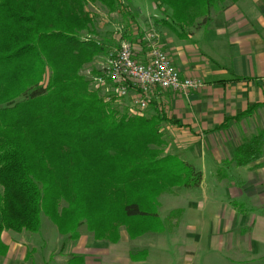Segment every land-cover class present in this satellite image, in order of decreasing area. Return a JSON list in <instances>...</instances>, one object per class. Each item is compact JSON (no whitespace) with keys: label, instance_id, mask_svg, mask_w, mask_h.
I'll list each match as a JSON object with an SVG mask.
<instances>
[{"label":"trees","instance_id":"1","mask_svg":"<svg viewBox=\"0 0 264 264\" xmlns=\"http://www.w3.org/2000/svg\"><path fill=\"white\" fill-rule=\"evenodd\" d=\"M157 1L184 27L206 23L214 9L239 0ZM122 2L0 0L2 255L8 250L4 231L38 233L43 215L68 241L79 240L84 226L95 238L112 241L122 227L131 237L162 232L159 197L203 181L194 164L164 153L162 124L178 123L158 103L152 102L151 116L121 114L89 90L82 70L108 48L92 38L87 6L100 3L116 12ZM263 155L264 130L237 147L232 163L246 166ZM139 254L146 251L132 259ZM70 264L84 259L74 256Z\"/></svg>","mask_w":264,"mask_h":264},{"label":"rangeland","instance_id":"2","mask_svg":"<svg viewBox=\"0 0 264 264\" xmlns=\"http://www.w3.org/2000/svg\"><path fill=\"white\" fill-rule=\"evenodd\" d=\"M155 6L162 8L157 0H123L121 9L110 12L100 3H90L87 10L93 19L94 34L91 36L104 43L108 50L120 48L126 39L133 46L132 41L136 42L144 34L143 31L151 32L149 27L155 21L146 12L144 16L143 11L145 8L155 10ZM106 60L107 54L99 55L82 70L89 90L112 102L121 114L153 115L152 105L143 113L136 114V108L133 109L134 93L127 97H106L115 94L113 87L103 85L99 88L94 82L95 75ZM262 116H255L253 120ZM168 126V123L162 124L166 140L164 153L186 157L181 149L184 144L180 142L182 135L172 133ZM260 127H264V119L256 123L248 122L246 128L250 132L246 136ZM236 133L244 136L241 131L236 130ZM220 158L222 160L226 155H220ZM262 160L261 165L240 169L234 165H227L226 169V163L218 166L217 160L213 164L200 165L203 181L199 187L174 188L159 197V215L165 226L162 232L131 237L127 228L122 227L119 239L112 241L95 238L84 226L79 240L68 241L49 217L43 215L38 233L25 232L37 245L39 254L29 252V260H39L42 264L51 255L52 261L58 264L57 261L64 260V252L72 253L80 247L89 251L99 250L97 259L101 264H264V171H260L259 167L264 166V157ZM229 167L233 169L228 170ZM253 220L259 222L262 231L256 230L258 223L254 224ZM52 231L56 232L53 234ZM63 243L68 247L62 249ZM143 251L146 255L139 254L140 260L132 259V254Z\"/></svg>","mask_w":264,"mask_h":264},{"label":"crops","instance_id":"3","mask_svg":"<svg viewBox=\"0 0 264 264\" xmlns=\"http://www.w3.org/2000/svg\"><path fill=\"white\" fill-rule=\"evenodd\" d=\"M145 12L155 23L148 26L151 32L143 31L136 42L132 41L136 58L148 61L156 45L168 54L183 77L199 78L204 82L202 88L189 94L158 88L152 99L169 119L178 123H168V128L182 135L181 149L186 156L183 158L196 167L213 164L214 160L218 161V166L226 163V169L227 165L237 169L261 165L264 155L246 166H237L232 159L240 144L264 130L260 127L246 136L250 132L246 128L248 122L264 119V0L228 3L216 8L210 21L203 23L200 19L195 25L184 27L174 23L170 11L165 8H145L144 16ZM150 105L153 107L152 103ZM252 106L256 107L249 115L219 128L226 119ZM255 116L262 117L253 120ZM236 130L244 136H238ZM223 154L226 158L221 160ZM259 167L264 171V166ZM257 223L256 230L260 232ZM1 239L8 250L0 254V264H41L39 260H29V252L36 255L38 248L25 232L4 231ZM67 247L65 244L64 249ZM99 253L97 249L89 251L79 247L72 253L64 252V260L57 262L70 264L74 256H82L84 264H101L97 259ZM48 258L42 264H55L51 255Z\"/></svg>","mask_w":264,"mask_h":264},{"label":"built area","instance_id":"4","mask_svg":"<svg viewBox=\"0 0 264 264\" xmlns=\"http://www.w3.org/2000/svg\"><path fill=\"white\" fill-rule=\"evenodd\" d=\"M94 79L99 88L103 85L113 87L115 94L111 97L107 95L108 99L127 97L134 93L133 109L136 108V114L147 110L158 88L189 94L204 85L199 78L183 77L168 54L156 45L148 61L138 60L128 41H123L120 48L109 52Z\"/></svg>","mask_w":264,"mask_h":264},{"label":"bare ground","instance_id":"5","mask_svg":"<svg viewBox=\"0 0 264 264\" xmlns=\"http://www.w3.org/2000/svg\"><path fill=\"white\" fill-rule=\"evenodd\" d=\"M111 51V49H109V50H107V55L109 54V52ZM158 96V95H157ZM153 101H151V103H152ZM153 104V103H152Z\"/></svg>","mask_w":264,"mask_h":264}]
</instances>
